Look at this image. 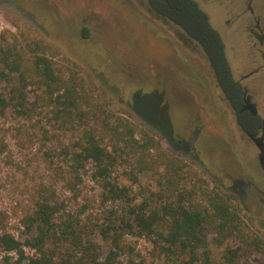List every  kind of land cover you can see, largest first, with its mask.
I'll return each instance as SVG.
<instances>
[{
  "label": "rangeland",
  "instance_id": "374dc122",
  "mask_svg": "<svg viewBox=\"0 0 264 264\" xmlns=\"http://www.w3.org/2000/svg\"><path fill=\"white\" fill-rule=\"evenodd\" d=\"M194 1L221 37L234 79L264 122V39L261 44L255 36L264 37V0ZM4 51L16 52L22 61L15 73L0 63V72L8 74L0 77V93L9 102L0 117V227L23 244L26 257L35 255L24 244L37 233L35 226L27 227V218L45 200L57 209L56 226L70 219L94 230L100 258L110 245L100 231L115 222L123 226L117 230L124 233L122 262L201 264L186 254L168 253L155 236L124 231L118 218L126 215L125 202L105 197L92 163L72 168L83 131L80 126L64 128L45 99L33 65L39 55L50 59L66 86L89 99L83 108L91 112L93 126L108 118L152 128L158 145L124 149L111 173L112 182L128 187L133 202L159 206L166 201L161 190L168 181L178 187L176 195L202 205L213 189L230 195L243 236L217 244L216 235L209 233L204 248L214 261L236 250L229 264H264L259 150L238 127L202 50L154 14L147 0H0V58ZM96 132L103 136L102 144L116 142L108 133ZM135 139L144 143L141 134ZM147 162L152 168L139 170ZM254 238L258 248L251 243ZM54 246L72 247L50 240L45 248ZM18 256L0 247V264H24Z\"/></svg>",
  "mask_w": 264,
  "mask_h": 264
},
{
  "label": "trees",
  "instance_id": "16d2710c",
  "mask_svg": "<svg viewBox=\"0 0 264 264\" xmlns=\"http://www.w3.org/2000/svg\"><path fill=\"white\" fill-rule=\"evenodd\" d=\"M149 8L158 17L167 20L180 28L185 36L195 42L204 53L217 86L224 95L227 103L235 112V118L240 130L247 136L258 135L262 127V119L258 115H252L243 109V88L234 79L224 52V44L217 31L211 26L207 14L194 0H147ZM87 29H83L86 37ZM0 63L9 72H19L22 57L16 52L4 51ZM34 71L44 86L45 99L49 105H53L60 124L64 127L80 126L82 129L81 142L78 150L72 155V168L83 169L86 163L94 166L93 178L101 183L105 197L112 201L121 199L127 206L126 215L121 216L119 223L124 224L126 232L137 229L139 235L155 236L160 243L165 244V251L171 254L181 253L189 256L192 262L200 261L201 264H229L235 257L236 250H228L224 260H211L205 247L206 237L214 233L217 244L229 237L243 236L244 228L238 208L233 204L230 195H224L217 189L207 193V204L202 205L194 201L185 200V194L176 195L178 187L174 182L168 181L163 192L166 199L159 206H151L148 201L133 202V197L128 194V187L117 185L112 182L111 173L122 158L124 149L132 148L137 144L141 149L148 148L154 141L153 130L150 127L120 119L111 122L108 118L99 122V126L90 124L91 112L84 110L83 105L88 104V98L78 93L75 87L66 86L60 76L52 67V62L45 56H35L33 60ZM4 71L0 77L6 79ZM9 107L8 100L0 93V117ZM95 116V113H92ZM90 116V117H89ZM77 121V122H76ZM79 121V122H78ZM86 121V122H84ZM102 130L116 140L112 146L102 144L103 136L96 131ZM136 134L144 137V143L138 144ZM141 166L139 170L152 168ZM168 171V170H167ZM161 189L162 180H159ZM196 192L189 191L188 195ZM161 199V200H162ZM44 201V202H43ZM39 202L38 209L27 218V227L35 226L36 235L27 240L24 245L35 250V255L26 257L23 244L9 233L1 232L0 247L6 252L18 253L19 261L25 260L24 264H142L133 259L125 261L119 259L123 253L120 245L122 234L118 233L123 226L110 222L100 234L104 240L110 243L109 248L100 258L98 245L91 235L94 230L80 225L78 221L67 219L62 226L53 223V216L57 211L49 202ZM110 214L114 211L110 210ZM59 227V228H58ZM58 228V230H55ZM59 232V233H58ZM132 233V232H131ZM52 243L64 242L71 248L54 246L46 249L48 241ZM251 242L256 248L260 242Z\"/></svg>",
  "mask_w": 264,
  "mask_h": 264
},
{
  "label": "water",
  "instance_id": "95a60500",
  "mask_svg": "<svg viewBox=\"0 0 264 264\" xmlns=\"http://www.w3.org/2000/svg\"><path fill=\"white\" fill-rule=\"evenodd\" d=\"M245 95H246V89H245ZM245 109H247L248 111H250V113L252 115H257V111L256 108L253 104L247 105L245 107ZM250 139H252V141L254 142V144L256 145V147L259 150V159H260V165L261 168L264 171V132L261 133L260 136L254 137V136H249Z\"/></svg>",
  "mask_w": 264,
  "mask_h": 264
},
{
  "label": "flooded vegetation",
  "instance_id": "af4514ba",
  "mask_svg": "<svg viewBox=\"0 0 264 264\" xmlns=\"http://www.w3.org/2000/svg\"><path fill=\"white\" fill-rule=\"evenodd\" d=\"M255 36H256V38L259 40V42L262 44V41H263V39H264V37H262V36H259V35H257V34H255ZM243 88V109L244 110H247V109H245V107L247 106V105H250V104H252L251 103V101H250V97L247 95V92H246V95H245V88L244 87H242ZM229 105V104H228ZM230 106V105H229ZM248 111V110H247ZM250 112V111H249ZM234 114H235V112H234ZM263 124H262V127H261V129H260V131H261V133L262 132H264V122H262ZM245 134V133H244ZM246 135V134H245ZM247 136V135H246ZM258 136V135H257ZM256 136V137H257ZM249 139H250V137L249 136H247ZM251 141H252V139H250ZM264 141V140H263ZM253 142V141H252ZM258 160H259V163H260V159H259V154H258ZM261 164V163H260Z\"/></svg>",
  "mask_w": 264,
  "mask_h": 264
}]
</instances>
